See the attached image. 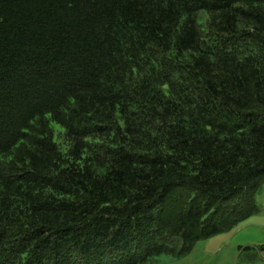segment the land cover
I'll list each match as a JSON object with an SVG mask.
<instances>
[{"label": "trees", "instance_id": "obj_1", "mask_svg": "<svg viewBox=\"0 0 264 264\" xmlns=\"http://www.w3.org/2000/svg\"><path fill=\"white\" fill-rule=\"evenodd\" d=\"M263 179L264 0H0V264L180 255Z\"/></svg>", "mask_w": 264, "mask_h": 264}, {"label": "rangeland", "instance_id": "obj_2", "mask_svg": "<svg viewBox=\"0 0 264 264\" xmlns=\"http://www.w3.org/2000/svg\"><path fill=\"white\" fill-rule=\"evenodd\" d=\"M51 125L54 140L61 142L62 127ZM252 198L257 211L230 230L197 240L183 254L163 252L142 264H264V179Z\"/></svg>", "mask_w": 264, "mask_h": 264}]
</instances>
